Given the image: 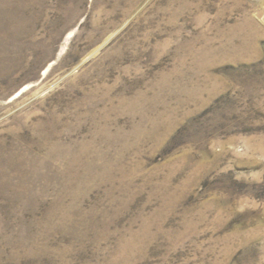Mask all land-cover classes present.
Segmentation results:
<instances>
[{
	"label": "rangeland",
	"instance_id": "1",
	"mask_svg": "<svg viewBox=\"0 0 264 264\" xmlns=\"http://www.w3.org/2000/svg\"><path fill=\"white\" fill-rule=\"evenodd\" d=\"M0 264H264V0H0Z\"/></svg>",
	"mask_w": 264,
	"mask_h": 264
}]
</instances>
